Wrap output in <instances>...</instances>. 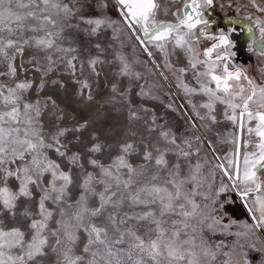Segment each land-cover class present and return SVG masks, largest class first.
<instances>
[{"label":"snow or ice","instance_id":"obj_1","mask_svg":"<svg viewBox=\"0 0 264 264\" xmlns=\"http://www.w3.org/2000/svg\"><path fill=\"white\" fill-rule=\"evenodd\" d=\"M95 2L97 14L85 15L81 0H0V264H264V84L233 63L231 39L246 34L248 51L264 57V20L243 15L214 34L205 13L217 0H166L180 5L164 9L172 20L158 18L159 0H111L118 19L110 0ZM248 5L264 14V0L236 3ZM241 19L249 23L237 29ZM109 30L143 50L144 71L100 42ZM106 65L117 66L112 101L143 121L134 140H101L91 121L41 95L70 82L91 102L89 78ZM161 94L185 133L155 111ZM133 97L153 107L133 111ZM217 105L234 129L223 139L201 131L220 123ZM233 195L246 218L229 209Z\"/></svg>","mask_w":264,"mask_h":264},{"label":"rangeland","instance_id":"obj_2","mask_svg":"<svg viewBox=\"0 0 264 264\" xmlns=\"http://www.w3.org/2000/svg\"><path fill=\"white\" fill-rule=\"evenodd\" d=\"M162 1L161 11L159 15V19L161 20H172L171 11H175L176 8L180 7V5H170L166 2V0H160ZM240 3L241 5H244L247 3V0H236L235 3L233 0H225V6L221 7L220 3L217 1L215 7L213 9H209L205 16L208 17V13H211L215 15L218 19L216 21V24H214L215 27H217L218 30L215 29V27H212L210 31L212 33H219L222 29L227 30L229 27H232L228 23L229 19L234 17H240L243 15H252L253 19L258 18L259 16H264V14L256 13L254 9H252L251 5H248V7H241L237 8L236 3ZM231 3L233 6L228 7L227 4ZM235 5H234V4ZM81 5L83 7V13L85 15H95L97 14L96 9V2L95 0H81ZM169 8L171 11H169V14L167 16L164 15V9ZM107 12V15L110 16L112 19H118V13L116 11V8L111 3V0L109 2V7L105 10ZM215 18V17H214ZM215 22L214 20H211ZM241 22L249 23V21L241 19ZM111 30L104 33V35L100 38V42L105 45H113L115 49H118L122 54L127 56L130 61H138L135 65V67L140 70L144 71L143 64L147 62L148 57L143 52L141 48L133 47L134 41H125L124 44L121 46L119 41L111 40ZM85 46L87 48H91V44L88 43L89 38L88 37H81L80 38ZM232 40L235 42L236 47L233 49L235 51L236 56L233 59V62L238 67H250L251 71L250 76L252 79H254L258 84H264V57L255 55L253 53H250L247 48L248 42H242L235 40L232 38ZM92 42H95V39L92 40ZM244 43V44H243ZM245 45V49L242 48V45ZM211 42L205 41L201 44V50L204 48L210 47ZM253 47H256L255 45ZM94 52L95 50L92 49ZM87 53H85L86 55ZM27 55V53H26ZM154 55L159 58V54L154 53ZM109 58H111V49L108 54ZM175 59V58H174ZM182 60V57H181ZM116 65H106L104 66L103 74L99 78L98 82L95 80V78H89V82L93 84L92 88V95L94 97V100L89 102L87 99H82L81 97L77 96L76 89L77 85H73L72 83H67L66 88L60 89L59 84L55 86V89L52 87H49L46 89L44 93L41 95L43 96H53L57 103L60 105V107L69 115L71 116L73 113L78 115L80 119L83 120H89L92 123V129L96 130L101 140H111L115 141L117 143L126 141V140H134L135 137L128 134L129 130L135 131V132H142L143 131V121H137L135 123L129 122L128 119V105L127 103H116L112 101V97L114 93L110 92V85L113 82H116V77L114 75V71L116 69ZM29 79L33 78V75L29 74ZM49 81L52 80H58L61 82H68L70 80V77L64 75L61 76L58 73H52L48 77ZM83 79V77H81ZM158 79V77H157ZM37 82L39 81V74L36 75ZM128 83L127 80L120 81L119 86L121 89L125 87V85ZM165 90H167L165 88ZM175 91V89H174ZM87 94V90H86ZM176 101L175 104L178 106L181 103L185 104V107L187 109V104L185 101V98L183 95L180 94L179 91L176 92ZM119 99V98H118ZM204 98L201 96L193 97V100L195 102H200ZM161 100L163 103L158 104L155 106V111H157L160 115L164 116L165 119L168 120V126L171 127L173 130H175L177 133H185L186 129L189 127L185 124L184 118L181 114V112H169L166 111L164 108V104L168 103V97L163 96L161 94ZM144 105L146 107H153V102L151 101H142L137 97H133L132 99V110H137L140 105ZM222 106L217 105V118L220 121V123L213 126L211 131H208L207 129L201 128V131L205 136H208L212 139H223L228 135V133L234 131L232 125L230 122L223 119L221 113H222ZM190 111V109H189ZM141 116L144 114L141 112ZM192 133L194 134V130H192ZM217 133L220 135L217 136ZM216 149L218 153H222L225 151L230 150V145L228 144H217ZM233 203L229 205V209L232 210L236 217L238 218H246L247 213L246 209L243 207L242 202L239 200L238 197H235L233 195Z\"/></svg>","mask_w":264,"mask_h":264},{"label":"crops","instance_id":"obj_3","mask_svg":"<svg viewBox=\"0 0 264 264\" xmlns=\"http://www.w3.org/2000/svg\"><path fill=\"white\" fill-rule=\"evenodd\" d=\"M218 2H219V0H217ZM235 1L236 0H233V2L235 3ZM159 2H160V0H159ZM220 3V2H219ZM233 3V4H234ZM160 4H161V6H162V1L160 2ZM235 5V4H234ZM163 7V6H162ZM258 18H260V19H262V20H264V16H259ZM230 19H234V17H232V18H230ZM248 23H246V22H240V25H235L234 27H236L237 29H239V27L241 26V25H247ZM232 27H233V25H232ZM254 31H255V29H254ZM235 39V40H238V41H243V42H248L249 41V39H248V36L246 35V34H243V33H239V32H237L236 34H233L232 36H231V39ZM241 41V42H242ZM244 44V43H243ZM243 44H241L242 45V48H244L245 49V45H243ZM244 69H248L249 71V73L250 72H252L251 71V66L250 67H243ZM251 75V74H250Z\"/></svg>","mask_w":264,"mask_h":264},{"label":"flooded vegetation","instance_id":"obj_4","mask_svg":"<svg viewBox=\"0 0 264 264\" xmlns=\"http://www.w3.org/2000/svg\"><path fill=\"white\" fill-rule=\"evenodd\" d=\"M208 17H211V18H209L210 20H216L217 21V17L215 16V15H213V14H211V13H208ZM215 17V18H214ZM216 21L214 22V24H216ZM213 27H215V26H213ZM215 29L216 30H218L217 29V27H215ZM214 34H218L217 32L216 33H214ZM234 63V62H233ZM242 68V67H241ZM244 69V68H243ZM245 71H246V74L248 75V76H250V73L248 72L249 70L248 69H244ZM251 77V76H250Z\"/></svg>","mask_w":264,"mask_h":264}]
</instances>
